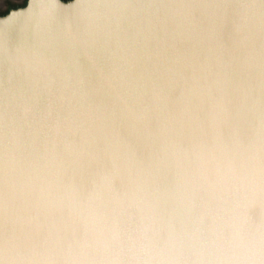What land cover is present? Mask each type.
Here are the masks:
<instances>
[{
	"label": "water",
	"instance_id": "1",
	"mask_svg": "<svg viewBox=\"0 0 264 264\" xmlns=\"http://www.w3.org/2000/svg\"><path fill=\"white\" fill-rule=\"evenodd\" d=\"M0 264H264V0L0 15Z\"/></svg>",
	"mask_w": 264,
	"mask_h": 264
},
{
	"label": "rangeland",
	"instance_id": "2",
	"mask_svg": "<svg viewBox=\"0 0 264 264\" xmlns=\"http://www.w3.org/2000/svg\"><path fill=\"white\" fill-rule=\"evenodd\" d=\"M25 0H0V12L7 11L9 8L23 4Z\"/></svg>",
	"mask_w": 264,
	"mask_h": 264
},
{
	"label": "trees",
	"instance_id": "3",
	"mask_svg": "<svg viewBox=\"0 0 264 264\" xmlns=\"http://www.w3.org/2000/svg\"><path fill=\"white\" fill-rule=\"evenodd\" d=\"M26 1H27V0H25V1L23 2V4L16 5V6H14V7L9 8L7 11L0 12V15H4V14L8 13L9 10L12 9V8H16V7H19V6H24V5L26 4Z\"/></svg>",
	"mask_w": 264,
	"mask_h": 264
}]
</instances>
